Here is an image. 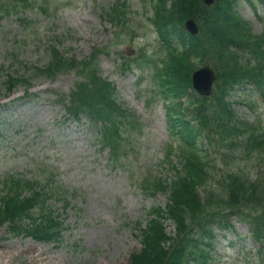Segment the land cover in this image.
I'll use <instances>...</instances> for the list:
<instances>
[{
	"label": "rangeland",
	"instance_id": "obj_1",
	"mask_svg": "<svg viewBox=\"0 0 264 264\" xmlns=\"http://www.w3.org/2000/svg\"><path fill=\"white\" fill-rule=\"evenodd\" d=\"M115 1L26 0L23 6L17 1L13 6L19 7L18 16L25 21L20 22L14 12L0 21V179L7 175L50 178V187L59 191V197L49 201V208L65 219L59 243L14 238L3 226L0 264H42L40 260L45 264H128L129 256L141 248L135 223L141 222L142 229L148 208L164 206L167 195L153 196L141 183L173 178L162 164L167 143L173 141L165 109L159 101L146 104L152 87L150 70L140 73L133 68L121 73L118 68L121 57L134 59L142 50L146 55L157 53L158 40L148 22L151 4L129 0L123 12L127 19L110 24L100 17V7ZM238 10L252 21L256 33L264 30V8L258 6V18L247 3L240 2ZM53 37L52 43L60 51L79 61L88 59L95 49L101 50L96 55L100 74L114 84L119 102L137 118L135 129L124 134L125 140L118 143L112 158L94 138L98 128L84 118H64L59 99L73 90L78 80L74 70L32 81L34 88L28 96L19 86L6 98L4 76L16 70L9 53L15 52L27 65L44 66L48 61L41 45ZM20 74L28 76L24 71ZM238 96L232 95L230 101ZM235 111L264 130V103H257L253 111L235 106ZM250 162L248 157L238 158L229 170L244 169L254 178L257 168ZM223 166L217 164L219 169ZM64 197L69 201L66 209L62 208ZM236 223V234L218 235L215 264H258V255L250 254L258 246L238 236L248 234V225ZM166 224L167 231L173 233L174 225ZM32 256L37 257L32 260Z\"/></svg>",
	"mask_w": 264,
	"mask_h": 264
},
{
	"label": "trees",
	"instance_id": "obj_2",
	"mask_svg": "<svg viewBox=\"0 0 264 264\" xmlns=\"http://www.w3.org/2000/svg\"><path fill=\"white\" fill-rule=\"evenodd\" d=\"M236 2L237 0H217L214 7L206 8L201 0H155L150 21L157 28L166 48L163 68L161 71L156 69L154 73L158 84L156 94L176 99L172 107H169V112L173 113L177 120H182L184 113L179 98L186 94L190 87L189 74L197 66L194 61L214 56L218 70L217 90L211 98L195 99L191 96V103H195L191 114L197 120L199 128L185 125L182 129V140L193 142L199 132L210 128L217 132L218 144L226 151L242 150V153L245 151L249 155L252 151H259L264 154V137L256 134L251 125L238 124L229 104L223 100L230 89L242 85L245 81L264 94V62L259 54L255 52L253 55L255 66L250 61H239L240 56L237 54L241 43L248 51L253 52L256 49L263 52L264 41L262 37L255 36L237 16ZM107 17L112 19L113 14L105 13V18ZM186 17H193L201 23L198 36L190 38L186 35L182 26ZM46 55L49 61L44 68L26 67L22 63L19 67L31 72L32 78L52 76L68 70H76L82 75L83 81L78 82L76 90L70 96L68 111L70 115L77 116L82 113L91 122H101L100 138L103 145L111 151L114 150L110 141L119 136L120 130L127 128L129 123L123 111L120 112L121 107L115 100L113 88L101 81L97 75L89 74V78L87 77L88 69L92 65L90 60L79 62L72 57H64L51 45L47 47ZM29 80L24 76L7 75L3 85L10 94L17 85L29 88ZM95 80L96 83L102 84L99 88H92L96 84ZM61 102L63 103L64 99ZM209 135L207 137L210 138ZM211 146L214 148L215 142ZM179 150L180 169L171 165L176 178L169 183H154L148 189L161 190L163 193L169 191L168 202L164 209L154 207L150 210L152 218L141 231L142 248L130 256L128 264H210L212 260L210 253L214 238L213 215L206 214L203 207L212 203V199L207 198L201 202L196 192L197 187L208 181L212 170L208 161L202 164L195 153L187 152L185 147ZM228 153L223 156L232 158ZM226 178L227 183L222 185V194L218 196V200L226 203L228 207L247 202H263L264 171L255 181L249 180L243 172L227 174ZM22 180L6 177L2 181L0 227L9 223V230L14 236H29L46 242L57 239L61 222L45 207L47 196L38 192L32 182ZM33 209L39 211L38 217L33 216ZM167 220H171L175 225L173 236L166 231ZM254 220L258 223L255 236L264 244V228L261 227L263 215L254 216Z\"/></svg>",
	"mask_w": 264,
	"mask_h": 264
},
{
	"label": "water",
	"instance_id": "obj_3",
	"mask_svg": "<svg viewBox=\"0 0 264 264\" xmlns=\"http://www.w3.org/2000/svg\"><path fill=\"white\" fill-rule=\"evenodd\" d=\"M205 4L212 5L214 0H203ZM187 29L192 33H197V26L192 20L186 22ZM215 79L214 72L209 67H204L193 74V86L201 94H209Z\"/></svg>",
	"mask_w": 264,
	"mask_h": 264
},
{
	"label": "bare ground",
	"instance_id": "obj_4",
	"mask_svg": "<svg viewBox=\"0 0 264 264\" xmlns=\"http://www.w3.org/2000/svg\"><path fill=\"white\" fill-rule=\"evenodd\" d=\"M37 256H32L31 259L33 260L34 258H36ZM38 262H41L42 264H45L42 262V260L38 261ZM37 263V262H36ZM40 264V263H39Z\"/></svg>",
	"mask_w": 264,
	"mask_h": 264
}]
</instances>
